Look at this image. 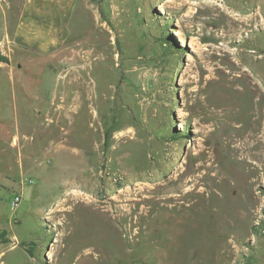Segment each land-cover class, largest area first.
Instances as JSON below:
<instances>
[{"label":"rangeland","instance_id":"374dc122","mask_svg":"<svg viewBox=\"0 0 264 264\" xmlns=\"http://www.w3.org/2000/svg\"><path fill=\"white\" fill-rule=\"evenodd\" d=\"M21 4L0 0V264H264V170L235 149L264 142V0H78L49 54L13 43ZM181 166L196 195L158 202Z\"/></svg>","mask_w":264,"mask_h":264},{"label":"bare ground","instance_id":"6f19581e","mask_svg":"<svg viewBox=\"0 0 264 264\" xmlns=\"http://www.w3.org/2000/svg\"><path fill=\"white\" fill-rule=\"evenodd\" d=\"M82 60H83L82 56H79V58L76 60V63H80V62H82ZM74 73H75L74 75L76 78V85L78 86V94L81 97V95L83 93H89L90 92V88H89V86H87L88 85V83H87L88 78L87 77L89 75L88 74V68H87V66L84 68L78 67ZM261 105H262V103H261ZM260 108H261V106H260ZM259 114H260V112H259ZM259 114L256 118V121L260 120ZM255 135H256V133L253 132L251 135H249L247 137V139L244 143L235 147L237 155L239 154V156H240V158L237 159V161L239 163H242L243 166H245L246 164L247 165L248 164L253 165L252 161L256 160L258 167H260L261 170H264V142L260 138H256ZM235 142H236V140H235ZM229 148H230V144H229ZM236 153H233V154H236ZM227 154H228V152H227ZM229 155H231V154H229ZM209 161H210V163H209V165L206 166V171L207 172H211V171L215 172V175L209 179V185H210L209 188L214 187L215 185L218 186V183H223L228 188L227 189L228 191H231L233 189L235 190L237 187V184L234 180L235 173L229 169L224 171L223 168L219 165L215 166V163L218 161L217 156H211L209 158ZM183 167H184V165H183ZM248 167H249V165H248ZM243 168L245 169V167H243ZM189 170L190 169L187 166H185V169L183 168L182 170H176L175 172L171 173V175L168 177L167 182L164 185L165 187H161L163 185L159 183L156 187L150 189L149 192L153 193L156 197L158 196V198H157L158 202H161V203L164 202V203L170 204L172 207H175L177 205H179V206L182 205L183 203H180L181 200L186 202L189 200L190 197L196 195V192H194L191 188L186 189V187L189 185L190 181H188L185 178V175L189 172ZM255 170H256L255 168H251V169L249 168V170L245 169L244 182H246L247 184L244 183V185H245V189L247 188L246 191L248 190V187L254 183V180L252 177L254 176ZM174 193H179V195H176ZM247 193H248V191L245 192V198H247V196H248ZM78 197H79V195H78ZM212 203H214V202H212ZM157 205L159 206V204H157ZM95 206H96V209L99 210L100 206H98L96 204H95ZM119 209L122 211L123 210L122 206L116 205L114 207V209L110 208L109 211H111V212L116 211L117 212ZM107 212H108L107 210L104 211V213H107ZM65 248H66V246H65ZM90 253H91V251H90ZM85 255H90V254L85 253Z\"/></svg>","mask_w":264,"mask_h":264},{"label":"crops","instance_id":"0c3cea01","mask_svg":"<svg viewBox=\"0 0 264 264\" xmlns=\"http://www.w3.org/2000/svg\"><path fill=\"white\" fill-rule=\"evenodd\" d=\"M78 0H22L13 32V43L42 54L54 53L68 41L60 32L61 15L70 13Z\"/></svg>","mask_w":264,"mask_h":264},{"label":"built area","instance_id":"2783aa9c","mask_svg":"<svg viewBox=\"0 0 264 264\" xmlns=\"http://www.w3.org/2000/svg\"><path fill=\"white\" fill-rule=\"evenodd\" d=\"M18 200H19V199H18ZM16 204H18V202H17Z\"/></svg>","mask_w":264,"mask_h":264}]
</instances>
